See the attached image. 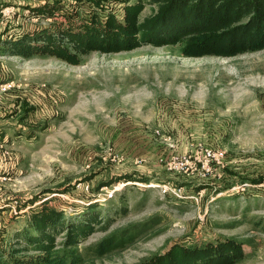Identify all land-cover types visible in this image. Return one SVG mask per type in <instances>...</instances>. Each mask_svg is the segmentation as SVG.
Here are the masks:
<instances>
[{
    "label": "rangeland",
    "instance_id": "obj_1",
    "mask_svg": "<svg viewBox=\"0 0 264 264\" xmlns=\"http://www.w3.org/2000/svg\"><path fill=\"white\" fill-rule=\"evenodd\" d=\"M122 1L99 12L121 16ZM62 2L46 19L33 13L45 0H0V42L93 9ZM155 10L147 4L142 18ZM83 60L0 55V246L47 202L69 221L104 222L79 244L83 264H146L174 244L224 239L243 244L239 264H264V181L252 183L264 178V50L184 58L181 46L144 45ZM206 150L225 154L209 176ZM186 158L190 172L180 171Z\"/></svg>",
    "mask_w": 264,
    "mask_h": 264
},
{
    "label": "trees",
    "instance_id": "obj_2",
    "mask_svg": "<svg viewBox=\"0 0 264 264\" xmlns=\"http://www.w3.org/2000/svg\"><path fill=\"white\" fill-rule=\"evenodd\" d=\"M62 1L45 0L33 13L46 19L57 17L65 8ZM82 1L93 8L86 16L63 14L66 21L61 26L2 39L0 55L25 60L54 58L80 66L92 53H120L144 45L181 46L184 58H234L264 50V0H125L121 16L99 12L101 3L109 0ZM147 4L155 5L156 10L142 18ZM120 180L132 182L133 178ZM263 181L259 178L252 183ZM104 185L110 183L98 189ZM95 208L97 205L90 210ZM102 223L92 213L82 221H69L64 211L42 202L14 232L13 243L0 246V264H83L78 246ZM246 259L242 243L224 239L202 246L174 244L146 264H239Z\"/></svg>",
    "mask_w": 264,
    "mask_h": 264
},
{
    "label": "built area",
    "instance_id": "obj_3",
    "mask_svg": "<svg viewBox=\"0 0 264 264\" xmlns=\"http://www.w3.org/2000/svg\"><path fill=\"white\" fill-rule=\"evenodd\" d=\"M10 87H11L10 84L5 85L3 90L6 91ZM1 147H3V146H1ZM204 156H205V159H204L205 161L201 165V170H202V172H204V174L206 176L211 175L215 168L218 167V168L221 169L224 166V158H225L224 152H222L220 150H206L204 152ZM200 162H202L201 159L199 160V163ZM180 164H181V167H182L181 168L182 170H180V171H182V172L183 171L190 172V169L193 170L191 158H186L184 160H181ZM192 170H191V172H193ZM7 179H8L7 177H5L3 174L0 173V185ZM175 191L178 192V190H175ZM180 191L181 190H179V192ZM18 205H19L18 200H14L12 202V207H13L15 213H16V208H17ZM3 207H5V206H3Z\"/></svg>",
    "mask_w": 264,
    "mask_h": 264
}]
</instances>
